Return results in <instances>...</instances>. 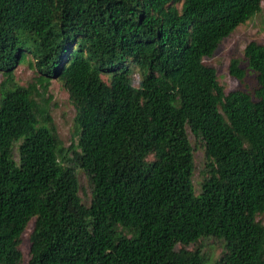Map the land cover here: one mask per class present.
<instances>
[{"label": "trees", "instance_id": "trees-1", "mask_svg": "<svg viewBox=\"0 0 264 264\" xmlns=\"http://www.w3.org/2000/svg\"><path fill=\"white\" fill-rule=\"evenodd\" d=\"M262 2L0 0V264H204L205 239L222 244L215 264H264V44L230 61L226 94L203 63ZM19 65L32 83L14 82ZM51 80L74 108L87 206ZM186 130L204 149L197 194Z\"/></svg>", "mask_w": 264, "mask_h": 264}, {"label": "rangeland", "instance_id": "rangeland-1", "mask_svg": "<svg viewBox=\"0 0 264 264\" xmlns=\"http://www.w3.org/2000/svg\"><path fill=\"white\" fill-rule=\"evenodd\" d=\"M260 11L252 19L241 24L235 30L224 38L214 55L210 58H204L203 63L214 69L216 80L221 86L223 92L233 90L237 86V81L228 74V66L231 60H237L239 67L244 69L243 49L249 42L264 44V2L260 5ZM33 73L25 65H19L13 72V80L19 86H26L33 82ZM104 78V77H102ZM130 79L134 86H137L140 80V71L133 69ZM252 75L248 73L245 79L246 84H250ZM1 80V79H0ZM48 114L51 119L52 129L57 136L63 153L71 159L68 164L70 185L75 196L84 205H88L90 198V189L87 178L84 173V159L82 153L77 149V132L73 123L74 108L68 99L67 93L56 80H51L44 98H48ZM38 100V98H37ZM189 144L192 148L193 171L191 183L194 193L199 192L200 182L203 177L204 166V149L200 143L186 130ZM243 146H247L244 139L241 138ZM264 232V214L255 217ZM32 228V222H29L21 236L19 251L22 255L23 262L28 258V235ZM204 255V264H215L223 248L219 241L205 239L198 245ZM191 248V247H189Z\"/></svg>", "mask_w": 264, "mask_h": 264}]
</instances>
